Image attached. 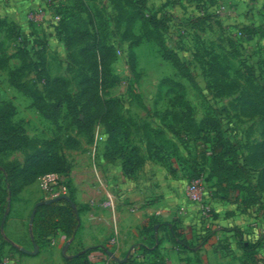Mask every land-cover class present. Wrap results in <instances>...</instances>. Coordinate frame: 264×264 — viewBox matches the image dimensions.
I'll list each match as a JSON object with an SVG mask.
<instances>
[{
    "label": "rangeland",
    "instance_id": "1",
    "mask_svg": "<svg viewBox=\"0 0 264 264\" xmlns=\"http://www.w3.org/2000/svg\"><path fill=\"white\" fill-rule=\"evenodd\" d=\"M143 1V14L164 22L166 28L158 31L160 38L188 64L192 79L180 74L162 57L157 37L147 35L145 24L137 16L140 10L138 0H41L36 1L28 12L25 11L21 20L15 18L18 13L14 15L11 9L8 11L11 4L3 0V5L0 4V43L6 54H19L24 58L26 70L22 80L27 85L42 89L48 78L61 76L67 80L71 93L80 89L78 83L90 74L89 63L80 53L82 44L73 36L79 38L80 32H86L88 38L97 37L110 46L113 52L110 69L119 76V82L106 94L103 91L98 93L118 99V112L130 124V141L139 147L144 157V163L133 180L141 179V184L150 189L152 196L153 193L160 194L155 189L159 180L165 185L172 181L169 189L178 193L180 186L181 193L186 182L201 178L209 197L212 181L208 183L205 179L206 172L199 177L191 176L198 166L196 145L199 141L194 135L179 129L178 123H169L174 125L175 135L166 127L159 126L157 114L164 111L171 94L165 92L166 88L159 91L157 85L163 77L181 82L194 120L199 121L206 115L215 116L225 135L250 149L261 139L263 120L259 114H241L240 105L250 90L256 91L258 84L248 78L247 68L255 73L264 72V31L259 30L261 25L264 26V0ZM59 16L64 17V25L71 31L67 37L72 42L62 39L63 33L57 27ZM130 16L134 19L127 32ZM247 26H255L253 38L244 35ZM131 55L133 71L129 64ZM0 64H6L0 67V108L8 106V125L19 128L32 140L2 153L1 163L21 165L26 156L37 148L39 139H54L57 141V154L63 160L58 173L73 186L72 169L91 167L94 160L98 164L96 160L99 153L102 154L106 139L104 126L95 121L89 131H78L66 108L56 122L45 119L36 110L33 98L14 86L9 78V70L21 65V57L13 56L7 63L0 61ZM211 69L218 76L219 85L210 79ZM258 95L261 97L259 105L263 107L264 94L259 92ZM261 110L264 112V107ZM145 124L160 130L161 134L147 131ZM96 132L103 138L95 148ZM67 136L76 138L78 146H68L65 142ZM249 149H245L246 152L249 153ZM256 179L257 172H252V182ZM36 187L40 190L37 182ZM237 194L242 197L241 193L231 191L228 200L233 202ZM257 231L259 236L256 238H259L263 231L260 228ZM257 255L261 253L257 251V264H264Z\"/></svg>",
    "mask_w": 264,
    "mask_h": 264
},
{
    "label": "trees",
    "instance_id": "2",
    "mask_svg": "<svg viewBox=\"0 0 264 264\" xmlns=\"http://www.w3.org/2000/svg\"><path fill=\"white\" fill-rule=\"evenodd\" d=\"M140 10L138 18H140L146 26L148 34L155 35L158 39V45L162 48L161 55L168 60L174 68L183 76L192 79V71L188 64L183 61L180 56L167 46L160 38V28H166L164 22L159 21L154 16L144 15L143 9L145 4L143 0H138ZM134 16H130L127 25V32ZM63 16H59L57 27L59 32L63 33L62 39L70 41L67 36L71 34L70 29H66ZM60 26V27H59ZM243 30V29H242ZM259 30L264 31L261 25ZM74 31V35H75ZM82 33V34H81ZM245 36H255V26H247L244 28ZM66 34V35H65ZM79 38L76 40L82 44L80 53L85 62L89 63L90 74L84 76L79 84V88L72 93L68 90V82L61 76L48 78L42 89L32 88L22 80V75L26 70L24 58L19 54H6L0 43V61L8 62L13 56L21 57V65L15 69L9 70V78L14 86L22 90L33 98L34 106L38 113L45 119L56 122L62 111L66 108L67 114L71 117L72 123L77 127L78 131H89L94 122H100L105 129L106 139L103 143L102 157L109 161H119L121 171L126 176L134 175L143 165L144 157L138 146L131 143L129 138L130 124L118 112L119 101L117 98L109 96H100L98 91L106 92L119 82V76L114 74L110 69V63L113 58L112 48L101 41L97 37L88 38L86 32H80ZM69 39V40H68ZM138 41V39H137ZM136 41V42H137ZM130 69L134 70L133 55L130 56ZM6 64H0L5 67ZM249 79L256 82L257 89L255 92H248L246 98L241 102V114L252 116L259 114L263 123L261 127V139L256 141L250 149L248 146L243 147L234 138L225 135L220 126L219 120L212 115H206L199 121L192 118V107L185 98L184 85L170 77L160 79L157 88L159 91L166 88L168 95L167 105L164 111L158 112L157 117L160 119L159 126L166 127L167 131L175 135L174 125L178 123L179 129L185 133L194 135L198 140V166L191 172L192 178L199 177L201 173L206 172L205 179L214 181L222 185L223 198L228 199L231 191L241 193L235 196V201L243 212L255 213L256 217H264V112L263 107L259 105L261 97L260 92L264 94V72L255 73L253 69L247 68ZM210 79L219 85L220 81L215 75L214 69L209 71ZM252 78V79H251ZM264 105V104H263ZM9 107L0 108V155L6 151L16 149L23 144L32 142L19 128L10 127L8 119L10 117ZM166 119H169L167 122ZM167 123V124H165ZM171 123V124H169ZM149 132L161 134L160 130L152 129L149 125H144ZM169 128V130H168ZM39 145L33 152H30L23 163H1L0 161V222L7 211L8 204L13 201L21 189L32 183L37 177L48 172H56L62 168V157L57 154L56 140L39 139ZM25 142V143H24ZM65 142L68 146L77 147L79 142L76 138L67 136ZM156 147V146H154ZM158 149V146L156 147ZM249 149L250 152H246ZM158 151V150H156ZM254 165L255 167H252ZM257 172L255 182L251 180V173ZM67 187L69 198L75 203L74 187L63 179ZM45 198L39 200V204L35 207L32 231L37 238H46L57 232L68 237H74L80 227L79 213L87 208L86 205H78L72 208L66 200H58L50 203H43ZM256 210V211H255ZM156 229L167 231V236L174 240L179 246H186L183 239L177 241L179 233L173 222L159 223L149 218L148 223L142 228L141 232L147 234L148 247L141 246L142 260L129 257L121 264H143L148 261L150 264H161L162 256L159 253L158 246L161 239L155 234ZM236 234L241 236L240 228H234ZM264 237L261 236L255 240H241V247L244 256L254 264H257L256 254L258 248L263 245ZM100 248L94 246L86 248L73 257L74 264H91L89 254Z\"/></svg>",
    "mask_w": 264,
    "mask_h": 264
},
{
    "label": "crops",
    "instance_id": "3",
    "mask_svg": "<svg viewBox=\"0 0 264 264\" xmlns=\"http://www.w3.org/2000/svg\"><path fill=\"white\" fill-rule=\"evenodd\" d=\"M36 1L41 0H7L11 4L7 9L14 15L18 13L15 18L21 20ZM98 158L99 165L94 160L91 167L74 168L71 172L75 203L87 206L79 213L77 234L35 236L34 207L45 198L36 187V179L8 204L0 222V264H74V256L94 246L100 248L89 254L91 264H121L129 257L140 261L141 246L148 247L147 234L141 230L149 218L159 223L173 222L179 233L177 241L183 239L187 244L179 246L167 236L166 230L156 229L159 225L156 224L155 235L161 239L158 246L161 264H254L244 256L241 240L255 239L259 236L257 228L264 237V217L243 212L235 200L223 198L222 185L208 182L212 186L208 197L212 211L202 214L196 204L183 198L180 186L178 193L169 189L172 181L166 184L168 187L160 180L158 184L155 182L160 194L150 196V189L141 184V179L133 180L138 171L126 176L119 162H108L100 153ZM234 228H240L241 236ZM258 252L261 255L257 257L264 260V243ZM143 264L150 263L143 261Z\"/></svg>",
    "mask_w": 264,
    "mask_h": 264
},
{
    "label": "built area",
    "instance_id": "4",
    "mask_svg": "<svg viewBox=\"0 0 264 264\" xmlns=\"http://www.w3.org/2000/svg\"><path fill=\"white\" fill-rule=\"evenodd\" d=\"M41 12V9H38ZM102 135L98 132L94 135V146L102 140ZM39 188L46 194L45 198H53L67 194V187L59 173L48 172L37 177ZM183 198L190 203L196 204L202 214L211 211V203L207 196L205 182L201 178H194L186 182L181 190Z\"/></svg>",
    "mask_w": 264,
    "mask_h": 264
},
{
    "label": "water",
    "instance_id": "5",
    "mask_svg": "<svg viewBox=\"0 0 264 264\" xmlns=\"http://www.w3.org/2000/svg\"><path fill=\"white\" fill-rule=\"evenodd\" d=\"M62 199L68 201V202L70 203L71 207H72V208H75V203L69 198L68 195H65V194L60 195V196H57V197H53V198H47V199H45V200L43 201V203H50V202H54V201H58V200H62ZM38 204H39V203H37V204L35 205V207H36ZM35 207H34V209H35ZM3 220H4V217H3V219H2V222H3Z\"/></svg>",
    "mask_w": 264,
    "mask_h": 264
}]
</instances>
